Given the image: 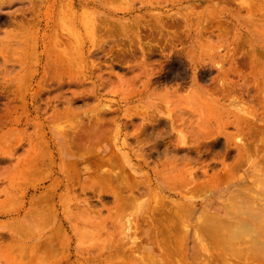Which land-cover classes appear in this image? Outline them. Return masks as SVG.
<instances>
[{
    "label": "bare ground",
    "instance_id": "6f19581e",
    "mask_svg": "<svg viewBox=\"0 0 264 264\" xmlns=\"http://www.w3.org/2000/svg\"><path fill=\"white\" fill-rule=\"evenodd\" d=\"M115 1L127 4L122 17L104 9ZM160 1L150 0V4L139 8L138 12L143 11L142 15L130 19L126 17L138 9L133 0H42V9L34 14L35 18L29 17L31 21L26 22L36 6L35 0H0V25L15 26L21 33L5 41V48L14 53L12 60H6L0 53V60L9 72L2 82L7 86L0 89V101L6 100V106L17 97L25 104L29 101L32 105L30 115L34 116L27 125L34 129V135L29 138L28 155L23 161V168L30 177L28 185L33 186L30 191L32 197L26 209L25 202L19 198L16 211L18 216L23 215L6 230L7 237L0 236V264H70L69 258L63 255L69 247L70 236L64 232L58 216V205L63 216L65 214L74 221L78 220L79 226L74 229V233L80 237L78 244L89 245L82 254L76 252L77 264H155L154 259L139 258L137 243L130 235L131 219L125 221L126 229L124 224L119 226L121 232L116 236L114 232H107L106 226L111 222L117 232L116 216L129 210L140 216L145 213L135 196V193L144 192L145 186L139 184L135 175H130L135 169L137 173L142 170L138 164L145 167L147 161L160 155L162 150L175 157L181 152L182 155L186 154L185 157L193 155L188 141L198 143L209 136L212 140L207 147L212 153L224 148L222 158L216 161L220 169L216 171L217 166L210 164L196 167L194 161L188 162L175 174L167 171V178L177 186H169L168 190L170 192L175 188L179 190L178 194L188 199L186 193L200 190L207 184L215 188V192H220L216 200L220 199L221 194L226 197L223 205H212L210 210L200 212L188 201L161 205L157 215H152L156 230L152 239L158 248L155 251L149 249L147 253L155 256L159 251V264H264V91L261 90L264 68H255L250 87L246 83L247 77L237 72V69L247 68L248 56L264 54V28L249 40L251 49H244L243 42L235 38L234 48L222 49L223 54L217 50L213 54L212 50L211 54L189 57L177 50L169 36V30L179 19L189 24L186 15L154 14L153 11L163 9ZM195 1L205 2L212 15L225 5H233L238 11L241 10V0H179L181 4ZM261 1L244 0L242 9L254 8L262 13L264 1ZM86 8H91L92 13H82ZM3 9L8 10L7 16L3 15ZM16 9H19L17 14L22 18L19 24L15 22L13 10ZM212 19L207 23L211 28ZM258 23H264V19ZM247 24L254 27L251 21ZM201 33L198 31L199 35ZM153 35L164 37L163 47L150 40L144 41ZM109 37L115 39L110 40ZM123 39L127 42V48L125 45L115 46ZM223 46L218 45L215 49ZM156 48L160 49L159 54L164 61L158 69L149 68L150 59L157 53ZM227 53L231 54L229 67L224 68L225 64L221 63L218 77L211 80L214 88L209 96L215 101L205 105L204 97L207 94L196 91L202 97L196 101L197 106L210 108L213 119H201L197 129L192 132H188L189 127L183 123V129L178 132L182 134V131H187L188 135L184 136V140L180 138L179 145L166 147L162 143L166 133L171 136L175 132L176 124L170 115L164 118L154 114L139 135L127 133L133 121L128 116L125 118L129 122L113 120L117 112L101 103L102 95L97 82L93 83L95 87L89 92L73 93L70 97L64 93H53L51 98H46L48 103L44 99L49 87L58 85L60 90L67 85L76 87L79 84L78 59L107 58L112 67H116L119 62L139 56L140 63L132 67L133 72L140 71L135 80L138 85L126 86L122 91L127 103L140 95L138 89L142 80V95L154 85L160 86L161 82L186 80L183 82L185 84L188 78L193 85L208 82L211 66L219 65L222 60L225 62L224 55ZM188 65L193 72L187 78ZM233 76L243 80V84L239 85L238 81L232 84L230 77ZM65 78L68 79L66 83ZM89 79L95 80L91 75ZM16 81L15 90L11 91L9 84ZM103 88L101 85L100 89ZM157 89L154 88L151 93ZM178 90L175 88L173 93ZM253 90L256 92L252 96L250 93ZM30 91L33 93L30 94ZM237 92V102H241V105L232 102L225 107H233L236 112H224L221 109L223 104L216 99L217 95L225 99ZM170 97H173L172 94ZM91 100L98 102L92 114L79 110L88 106ZM37 102L39 105L34 107ZM59 106L61 109H58ZM47 108H52V115L47 116ZM153 109H156V105ZM58 119L62 121L61 124ZM49 131L53 136L58 134L51 144L47 139ZM220 135L225 136L224 146ZM234 137H237L236 143L233 142ZM49 147L53 154L47 153ZM64 152L66 156L62 158ZM257 153L262 155L256 157ZM230 159L231 163H227ZM244 164L256 170L249 182L254 186L246 185L242 178L245 186L228 190V195L223 194L224 190L238 184L235 173ZM65 166L68 169H63ZM176 175L178 179L172 178ZM53 176L56 178L53 179ZM200 178L203 183L199 182ZM46 179L51 180L50 185L42 188ZM78 191L86 198L78 200ZM88 194L99 198L96 201L100 203L108 195L112 197L113 205L109 206L107 216L102 217L93 210ZM73 202L76 206L72 209ZM171 207L175 210L171 211ZM197 212L198 218L195 217ZM141 219L147 222L145 217L141 216ZM253 225L258 227L256 231L252 230ZM106 242L109 245L106 246ZM197 246L200 250L195 251ZM65 257L67 260L62 261Z\"/></svg>",
    "mask_w": 264,
    "mask_h": 264
},
{
    "label": "rangeland",
    "instance_id": "374dc122",
    "mask_svg": "<svg viewBox=\"0 0 264 264\" xmlns=\"http://www.w3.org/2000/svg\"><path fill=\"white\" fill-rule=\"evenodd\" d=\"M16 0H14L15 2ZM135 4V8H138L135 13H131L126 18L130 17L132 19L134 16L142 15V12H138L139 8L147 6L150 4V0H133ZM160 1V0H159ZM264 1V0H262ZM261 1V2H262ZM36 6L32 14L26 18L27 21H31L30 18H35L34 14L37 13L38 10L42 9V0H35ZM163 9L153 11L154 14L160 13H169L170 15H186L189 24H185L181 19L174 23L173 27L170 31L169 36L173 39L177 46V50L183 52L184 54H188L189 57H195L202 54H211L213 50H217V52L224 53L222 49L224 48H234V39L237 38L238 41L243 42L245 45L244 49L249 48V40L253 38V35L259 33L264 28V23H258V21L264 19V10L262 13L255 11L254 8L248 10H243L244 0H241V10H237L233 5H225L224 7H220L218 13L212 15V12L205 2L195 1L189 3L181 4L179 0H162L160 1ZM167 2V3H166ZM244 2V3H243ZM260 2V1H258ZM4 5L6 3L4 2ZM126 2L124 1H115L111 4H108L104 7L105 10L115 13L118 17H122V12L126 7ZM239 9V8H238ZM19 9L13 10L14 15L16 16L15 22L17 24L20 23L22 19L20 14L18 13ZM7 9H3V15H6ZM82 13H92L91 8H86L82 10ZM179 16V15H177ZM220 16V18H218ZM30 17V18H29ZM180 17V16H179ZM178 17V18H179ZM224 17V18H223ZM256 17V18H255ZM31 18V19H32ZM212 19V28L208 26V20ZM237 20V23L235 19ZM251 21L254 27L249 26L247 23ZM236 29L238 31H236ZM33 30V29H32ZM198 31H202L201 35L198 34ZM21 33H18L17 28L14 26L0 25V53L3 54L6 60H12L14 58V53L9 49L5 48V41H8L11 36L16 37ZM219 34V37L217 35ZM28 37V35L26 34ZM47 36V35H46ZM168 37V36H167ZM29 38V37H28ZM118 38V37H117ZM109 39H115L109 37ZM120 39V36L119 38ZM146 40H150L151 42H155L158 44V47H163L165 44L164 37H160L158 35H153L152 38H147ZM113 42V41H112ZM118 42V41H117ZM116 42V43H117ZM220 43V44H219ZM127 48L126 40H122L121 42L115 44V46H120ZM218 45H224L223 48H217ZM156 54L152 59H150L148 66L149 68H159V65L164 61V58L160 56V49L156 48ZM15 54L17 55L16 51ZM231 54H225L224 59L225 62L220 61L219 65L213 64L211 66V73L208 77V82H199L197 85H193L189 81V77H191V73L193 69L190 66H186L187 73V82L185 81H174L171 83L161 82L160 86L154 85L142 95V80L139 85L140 95L135 96L129 100V102H124V95L122 93L123 89H126V86L132 85L137 86L135 83L136 78L139 75L140 71L135 70L133 72L132 67L136 63H140V57L138 56L136 59H130L127 62H119L116 64V67H112L107 58L101 59H93L86 58L84 60L78 59V77L79 84L76 87H69L68 85L64 87L62 90H59L58 85H54L46 89L47 94L44 99L45 102L49 101L46 98H51L53 93H61L65 94L66 97H70L73 93L80 94L83 92H89L95 86L94 82H97L98 89L101 91L100 101L105 106H109L111 109L117 112V114L113 117V120H117L118 122L124 123L129 122L125 117H130L133 121V125L128 128L127 133L134 134L139 133L143 126L151 120L152 115H156L157 117L168 118L170 115L171 120L176 124L175 132H172L171 136H168V133L163 137L162 143L163 146H175L179 145L180 138L184 140V136H187V131H182L180 134L178 131L182 128V124L185 123L189 127L188 132H192L197 129V125L200 123L201 119H211L212 118V110L207 106L201 107L197 106L196 101L201 100L200 94L196 91L200 90V93L206 95L204 97L205 105H208L209 102L215 101L213 100L209 94L213 90L214 86L212 85L211 80L217 78L220 72V65L225 64L224 68L229 67V60ZM85 56V55H84ZM210 56V55H209ZM249 57V56H248ZM247 57V68L245 69H237V72L241 73L245 77H247L248 81L246 83L251 86L252 80L251 76L253 71L264 68V54L260 55H252L251 58ZM189 62V61H188ZM10 64V63H9ZM7 64V66L9 65ZM6 66L3 61L0 60V89L4 88L7 85H2L3 80L9 76L8 70H5ZM94 78L95 80L89 79V77ZM231 83L236 84L235 81H238L239 85L243 84V80H240L236 77H230ZM68 79H64L66 83ZM18 83L12 82L10 86L11 91L15 90V86ZM181 84H184L183 88L180 89ZM103 86V89H100V86ZM261 90L264 91V83L262 84ZM154 88H158L155 93H151ZM178 88L179 90L173 93V90ZM104 90V91H103ZM256 91H252L250 95H254ZM1 93V90H0ZM33 93L32 91L29 92ZM172 94L173 97H170ZM170 98V99H169ZM239 92L232 94L230 98L221 99L219 95H217L216 99L220 104H223L222 110L226 111H235L233 107H225L229 104L235 103L236 105H241V102H237L239 99ZM13 99V98H11ZM6 100L0 101V228H5L4 231L0 229V236L7 237L8 233L6 230L11 228L13 221H15L18 217L17 207L19 205V198L25 202V209L28 207L27 202L32 197V187L28 185L30 181V177L23 168V161L27 157L29 150V138L33 137L34 129L32 127H28V123L33 115H30L31 112V102H23L19 97L13 99L8 106L5 105ZM175 104L173 106V103ZM97 101L91 100L86 107H80L79 110H86L87 113H91L96 109ZM247 104V103H246ZM39 102L35 103L33 106L37 107ZM156 105V109H153V106ZM249 105V104H247ZM176 108V109H175ZM225 108V109H223ZM58 109H61L59 106ZM159 109V112L157 111ZM61 110L60 112H62ZM47 116L52 115V108H47ZM236 112V111H235ZM90 114V115H91ZM130 115V116H129ZM261 118V117H260ZM213 119V118H212ZM211 119V120H212ZM66 120V119H65ZM261 120L258 122L260 123ZM58 123L61 124L62 121L58 119ZM215 123V122H212ZM179 125V126H178ZM54 126V125H53ZM181 127V128H180ZM56 132L59 133L56 128ZM138 134V135H139ZM136 135V136H138ZM182 135V136H181ZM58 137V134L53 136L52 132H48L47 139L50 142H55ZM190 138V137H189ZM236 138H233V142L236 143ZM219 139L222 141L221 144L225 145V136L220 135ZM212 140V138L207 137L206 139L199 140L198 143H190L188 141L189 148H192L193 155H188L185 157L182 155V152L178 155L169 154L167 152L161 151V154H157L156 157H151L145 167L143 165L138 164L142 169L139 173L137 170H133L130 175H135L137 181L140 185L145 186L144 192L135 193L137 198L136 202L138 205L142 206L144 212L141 216L145 217L147 222H143L140 215H136L134 211L129 210L125 214L116 216L118 218L117 229L113 228L111 222L106 226V230L109 233L114 232L116 234L121 232V228L119 226L124 224V229L127 228V224L125 221L127 219H131L133 221L131 225V237L135 238V242L137 243V254L139 258H147L154 259L155 264H159L157 258L159 256V251H156V255L154 256L152 253L149 255L147 251L149 249L151 251L157 250V246L154 245L152 237L155 235V221L152 215H157V210L161 207V205L170 204L172 201H180V203H186L194 207L195 209H199L200 211L210 210L212 205H223V200L226 198L222 194L220 195V199L216 200L218 197V193L215 192V188L210 185L205 184L203 188L200 190L186 193L189 197L188 199H184L180 194L177 193L175 188L169 192L168 188L177 187L175 182L170 181L168 177L167 171L172 172L173 174L179 172L183 167L189 162L193 164H197L196 167L201 164H210L217 166L215 169L218 171L220 166L217 165V162L222 158L224 154L223 149H217L216 153H212L210 149L207 147V144ZM121 142V140H120ZM49 144V145H50ZM257 144L260 146L261 141L257 140ZM199 146V147H198ZM47 153H52L50 147L47 149ZM262 153H257L256 157H260ZM66 156V153H62V158ZM78 158L83 159L82 156ZM217 161V162H216ZM227 163H231V159L227 160ZM194 167V166H193ZM63 169H68V167H64ZM256 170L249 169L246 164L241 165L239 170L235 173V181L238 182L235 186H230L227 190L223 191V194L228 195V190H232L235 188H239L241 185L254 186L250 182L252 175ZM146 172L148 177L146 176ZM137 174V175H136ZM160 175L163 178H160ZM56 178L53 176V179ZM174 179H178L177 175L172 177ZM242 178L245 180V184L241 182ZM50 181L46 179L42 188H46L50 185ZM200 183H203V179L200 178ZM38 188V183L36 184ZM39 186V189H42ZM58 193H61L58 190ZM79 195V196H78ZM77 199H85L79 194V191L76 195ZM89 200L92 202L91 207L95 212L101 214L102 217L107 216V211L109 206L113 205L112 197L108 195L102 200V202H98L99 198L93 197L92 194H88ZM98 200V201H96ZM22 204H20L21 206ZM72 209L75 208L74 202L71 203ZM135 207V206H134ZM61 207L58 205V216L60 218L61 224L63 225L64 232L66 235L70 236L69 239V247L67 251L63 254L69 258L70 264H77L78 258L76 252L85 251L89 248V245L80 246L78 244V238H80L77 234L74 233V229L79 226L78 220L74 221L70 217L63 216ZM174 207H171V211H174ZM79 211V210H78ZM157 217V216H154ZM196 218L199 217V213L197 212ZM151 218L153 220L151 221ZM109 219V217H108ZM252 230L256 231L257 226L253 225ZM109 245L106 242V246ZM92 252L95 251L94 248L91 249ZM200 250L198 246L195 248V251ZM84 253V252H83ZM151 256L153 258H151ZM66 257L62 260H67ZM150 257V258H149ZM111 264L113 262H110ZM139 264V263H137Z\"/></svg>",
    "mask_w": 264,
    "mask_h": 264
}]
</instances>
